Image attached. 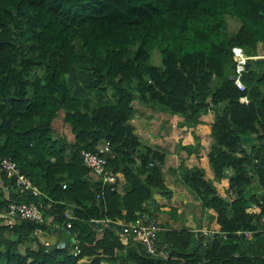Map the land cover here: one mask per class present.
Masks as SVG:
<instances>
[{
	"label": "trees",
	"instance_id": "obj_1",
	"mask_svg": "<svg viewBox=\"0 0 264 264\" xmlns=\"http://www.w3.org/2000/svg\"><path fill=\"white\" fill-rule=\"evenodd\" d=\"M260 44L264 0H0V158L12 159L39 190H19L0 171V264H264V234L245 206L264 213V61L246 60L243 90L229 77L230 46L251 55ZM243 93L247 102L238 100ZM134 100L181 116L185 126L213 111L205 152L211 179L195 163L179 164L174 175L200 208L214 211L224 237L199 226L161 227L156 255L120 240L117 219L140 212L152 219L153 193L170 194L162 150L140 142L130 122ZM58 110L68 137L53 125ZM104 141L122 192L81 162L80 149ZM177 147L198 159V139ZM222 176L230 195L212 183ZM10 201L34 203L41 220L26 226L7 216ZM65 210L74 254L61 228ZM169 215L177 218L174 208ZM37 229L64 240L43 242Z\"/></svg>",
	"mask_w": 264,
	"mask_h": 264
},
{
	"label": "built area",
	"instance_id": "obj_2",
	"mask_svg": "<svg viewBox=\"0 0 264 264\" xmlns=\"http://www.w3.org/2000/svg\"><path fill=\"white\" fill-rule=\"evenodd\" d=\"M230 52L233 57L234 63L232 71L229 75L232 83L238 90L244 89V84L241 80V73L245 71V63L249 55L246 54L243 48L239 45H231ZM248 101L247 96L243 93L239 95L238 100ZM243 102V101H241ZM79 155L82 163L90 170L92 174L98 176L101 183L107 184L109 189L117 190V173L112 172L106 167V156L111 155L109 144L107 141L99 142L95 144L94 150L80 149ZM0 171L7 178H13V183L18 187L19 190H29L32 194L38 192L37 186L29 181V179L22 174L15 162L8 158L2 157L0 159ZM246 210L257 214L258 230L264 234V213L259 212V206L256 203H247ZM6 215L11 217H18L20 219H30L33 221H40L41 214L38 207L32 202H8L6 204ZM65 217H70L68 213H64ZM10 219L6 220L5 223L10 224ZM70 221L65 219L64 231L68 234V228ZM201 233L210 234L207 228L201 226L198 228ZM38 231V229H37ZM120 231L123 233L122 238L129 237L131 240L140 244L141 248L146 253L156 255L158 253L155 246V238L159 231V226L151 219H148L143 212L137 213L132 220L121 222ZM244 235H248L249 231H244ZM220 235L224 237V233ZM72 253H76L78 248L73 243ZM102 260H99V263Z\"/></svg>",
	"mask_w": 264,
	"mask_h": 264
},
{
	"label": "crops",
	"instance_id": "obj_3",
	"mask_svg": "<svg viewBox=\"0 0 264 264\" xmlns=\"http://www.w3.org/2000/svg\"><path fill=\"white\" fill-rule=\"evenodd\" d=\"M256 52L257 53H254L251 55L248 54L249 55L248 59H256L255 64L259 63V62H263L264 61V53H263L264 49H263V47L261 45H258ZM251 64L253 65V63H251ZM260 64H263V67H264V62L260 63ZM244 88H245V86H244ZM150 112H151V114H145V115H148L152 119L156 118V117L157 118L161 117V115L157 112H152V111H150ZM139 113H143V112L140 111ZM213 116H214L213 111L207 110L206 112L200 113L198 115L197 118L199 119V122H197L191 126H185V125L179 124L180 121L178 119L181 116L172 113L168 117L169 124L167 126V129H168L167 132H161V130H154L153 131L154 133H161L162 135L160 137H163L166 135L173 136L175 133H177L176 128H178L179 132H178L176 138L174 139V148H175V146L177 147V143H180V144L194 143L196 139H198V141H199V147L197 148V150L199 152V156H198L197 160L187 161V162L186 161H173L172 163H169V161H163L160 165V171L163 175V180H164L167 188L169 189V193H170L169 198L167 200L166 199L167 197H165L163 194H159L158 192H154L152 196L154 197L153 199H154L155 204L157 206H154L151 201H148V203H149V207L150 208L152 207V210H154V212H153L154 218L153 219L158 223L159 226L163 227V231L166 228H171V229L180 228L181 225L178 224L176 221H179V219H181V218L187 219L184 216V214L186 212H189L192 209L193 204L198 209V211L200 213V217L199 218L192 217L191 224L184 225L183 227L193 229V228H196L198 226L199 227L204 226V227L214 229V230L218 229V224L216 223V221L214 219V211L211 208H203V209L200 208V206L198 204V200L192 195V192L187 188V186L185 184H183L182 180H180L178 177H175V175H174V174H176L175 172L177 171V167L179 164L189 166L190 164L195 163L202 168L203 175L205 177L211 179L212 173H211V169L208 165V162L207 161H200V160H203L201 158L202 157L204 158V155H203V153H200V150H199L202 145H201V140H200L201 137L198 138L199 137L198 132H202L203 130H204V132H207L206 137H208V142H209V140H210L209 125L213 119ZM147 123H148L147 121H143V125H142L143 131H146V129H151L150 128L151 126L146 125ZM139 130H140L139 128L135 129V131H139ZM191 130H194L193 140L189 141L188 139H186V136H187L186 133H187V131L191 133ZM146 133H148V132H146ZM182 137L185 138V140H186L185 142H181ZM148 139L154 140L155 145L159 146L160 139L159 140L158 139L155 140L152 138H148ZM207 146H208V144H207ZM179 149H181V148H179ZM205 158H206V156H205ZM170 171L172 172L171 173L172 179L168 178L170 176ZM166 173H167V177L165 178ZM212 182L218 183L220 189H216V187L214 186L215 190L218 194H220L222 196L225 194L227 195L228 188H227V177L226 176H222L218 180H212ZM122 184H123L122 178L120 177L119 178V186H118L119 192H122V190H123ZM173 208L175 210V215L177 218L173 219L170 217V219H169L168 213ZM158 217H159V219H158ZM162 218H163V220H161ZM174 222H176V223H174ZM206 223H208V224H206ZM58 233L59 234L41 231L38 233V235L42 241H52L57 236L60 237V239L63 241L64 240V234L62 232L61 233L58 232Z\"/></svg>",
	"mask_w": 264,
	"mask_h": 264
},
{
	"label": "rangeland",
	"instance_id": "obj_4",
	"mask_svg": "<svg viewBox=\"0 0 264 264\" xmlns=\"http://www.w3.org/2000/svg\"><path fill=\"white\" fill-rule=\"evenodd\" d=\"M235 26H236V22L234 19H228L227 20V28L229 30H232ZM261 46L264 49V45H261ZM151 61L154 64H158V62H159L158 53H155L153 55ZM240 101L245 102L242 99ZM132 103L135 106L137 111H135L134 116L130 119V122L132 123L133 128H134V132L137 134L140 142L146 143L150 146H155V141L150 140L148 138H152L155 140L160 139V142H159L160 148L159 149H161L163 154H164V161H169V163H172L173 161H186L187 162V161L197 160V159H195V157L192 153L187 154V153H185L184 149H182V148L179 149L176 146L174 148V139L176 138V136L179 132L178 128H176L177 133L174 134L175 136L174 135L173 136L166 135V136L160 137L162 135L161 133H154L153 132L154 130H161V132H167V130H168L167 126L169 124L168 117L171 115L170 113H168L166 110H163L164 112L161 110H150L149 108H146L144 106L139 105L135 100ZM140 111H142L143 113H139ZM150 111H152V112L154 111V112L159 113L161 115V117L160 118L156 117V118L152 119L148 115H145V114H151ZM178 120L181 121L182 118L180 117ZM143 121H147L148 123L146 125L151 126L150 127L151 129H146V131H143V129H142ZM53 125L57 130L64 131L68 137L69 134H68L67 126L61 122V110L57 111L56 116L53 120ZM136 128H139L140 130L135 131ZM146 132H148V133H146ZM193 132H194V130H191V133L187 131V133H186L187 136L185 135L186 139H188L189 141H192L193 140ZM198 133H199L198 138L201 137L200 140H201V145H202L199 150H200V153H203V155H204V158L203 157L201 158L203 160H200V161H207L205 158V152H206V148H207V144H208V137H206L207 132H204V130H203L202 132H198ZM54 136H55L54 134L51 135L52 138H54ZM185 141H186L185 138L182 137L181 142H185ZM171 173L172 172L170 171V176L168 177L169 179H172ZM166 177H167V173L165 175V178ZM212 183L215 184L214 186L216 187V189H220L217 182H212ZM184 216L187 219L181 218V219H179V221H176L181 226L191 224L192 217L199 218L200 213H199L198 209L193 204L192 209L189 212H186L184 214ZM168 217L170 219L169 213H168ZM158 219H159V217H158ZM161 220H163V218ZM176 222H174V223H176ZM206 224H208V223H206Z\"/></svg>",
	"mask_w": 264,
	"mask_h": 264
},
{
	"label": "clouds",
	"instance_id": "obj_5",
	"mask_svg": "<svg viewBox=\"0 0 264 264\" xmlns=\"http://www.w3.org/2000/svg\"><path fill=\"white\" fill-rule=\"evenodd\" d=\"M0 159H1V158H0ZM81 162H82V161H81ZM82 164H83V163H82ZM83 165H84V164H83ZM84 166H85V165H84ZM85 167H86V166H85ZM106 167L109 168L112 172L117 173V188H118V186H119V178L121 177L120 173L117 172V171H113V170H112L107 164H106ZM89 171H90V170H89ZM93 176H95V175L93 174ZM95 177H98V176H95ZM98 178H99V177H98ZM29 181H30V180H29ZM30 182H31V181H30ZM31 183H32V182H31ZM33 184H34V183H33ZM36 186H37V185H36ZM37 189H38V187H37ZM38 192H39V190H38ZM38 192H37V193H38ZM37 193H36V194H37ZM230 194H231V192L229 191V188H228L227 195H230ZM223 196H224V195H223ZM247 203H248V202L245 203V206H246ZM258 206H259V205H258ZM65 212H66V210L63 212V215H64ZM249 212H250V211H249ZM66 213L69 214L68 211H67ZM252 213H254V212H252ZM255 214H256V213H255ZM69 215H70V214H69ZM65 219H68V220L70 221V224H71V215H70V217H68V218L64 216V219H63V222H62V223H63V224H62L63 226L61 227L62 230H63V233H65V231H64V221H65ZM23 220L25 221L26 219H23ZM29 220H30V219H29ZM151 220H153V221L158 225V223H157L153 218H152ZM30 221H33V220H30ZM116 221H117L119 227H120V223H121V222H125V221H122V220H119V219H117ZM36 222H38V221H36ZM158 226H159V225H158ZM69 227H70V226H69ZM200 227H201V226H200ZM203 227H204V226H203ZM160 228H161V226H159V229H160ZM205 228H207V227H205ZM207 229H208L209 231H211V233H213V232H215V233H219V234L221 233V231H219L218 229H215V230H214V229H209V228H207ZM68 231H69V230H68ZM39 232H41V230H38V233H39ZM158 232H159V231H158ZM211 233H210V234H211ZM243 233H244V232H243ZM243 233H242V234H243ZM65 234H66V233H65ZM210 234H209V235H210ZM249 234H250V232H249ZM249 234H248V235H249ZM224 235H225V234H224ZM243 235H244V234H243ZM248 235H245V236H248ZM67 236H68V239H69V237L72 236V235L69 236V233H68ZM128 238H129V237L125 238V240H124V239L122 238V236H120V240H121L122 242H125L126 240H128ZM130 240H131V239H130ZM67 241H68V240H67ZM131 241H133V240H131ZM43 242H48V241H43ZM134 242H135V241H134ZM70 243H72V244L74 243V244H75V239H74V237H73V240H72V241L69 240V245H70ZM136 243H137V242H136ZM154 243H155V242H154ZM137 244L140 246L139 243H137ZM140 247H141V246H140ZM70 248H72V245L70 246ZM141 249H142V248H141ZM142 250H143V249H142ZM71 251H72V250H71ZM157 251H158V250H157ZM158 252H160V251H158ZM73 254H74V253H73ZM99 260H100V259H99ZM100 263H103V261L100 262Z\"/></svg>",
	"mask_w": 264,
	"mask_h": 264
},
{
	"label": "water",
	"instance_id": "obj_6",
	"mask_svg": "<svg viewBox=\"0 0 264 264\" xmlns=\"http://www.w3.org/2000/svg\"><path fill=\"white\" fill-rule=\"evenodd\" d=\"M24 222H25L26 226H29L31 224V221L29 219H26ZM69 240L72 241L73 240V236H70ZM71 245H72V243H70V246Z\"/></svg>",
	"mask_w": 264,
	"mask_h": 264
}]
</instances>
